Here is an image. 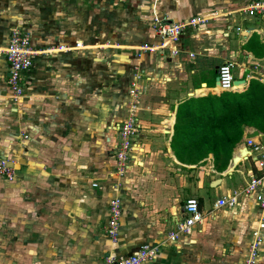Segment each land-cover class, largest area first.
I'll return each instance as SVG.
<instances>
[{
    "label": "crops",
    "instance_id": "0c3cea01",
    "mask_svg": "<svg viewBox=\"0 0 264 264\" xmlns=\"http://www.w3.org/2000/svg\"><path fill=\"white\" fill-rule=\"evenodd\" d=\"M252 1L0 0L1 46L18 28L37 48H71L33 58L18 102L0 57V156L15 172L11 181L0 176V264H104L144 244L160 250L141 264H241L259 207L244 196L235 207L215 203L246 184L226 179L235 171L259 172L248 150L225 174L247 133L257 130L251 138L264 148V126L242 127L223 169L211 153L194 159L173 135L179 114L186 126L191 116L210 112L209 96L240 92L252 79L264 83V21L243 11ZM156 17L205 21L186 27L177 42L141 53L142 44L161 41L152 28ZM224 61L234 63V80H245L231 91H219L215 78ZM133 81L140 91V152L119 172L112 148ZM114 197L122 203L116 240L107 233ZM190 197L202 222L170 242Z\"/></svg>",
    "mask_w": 264,
    "mask_h": 264
},
{
    "label": "built area",
    "instance_id": "2783aa9c",
    "mask_svg": "<svg viewBox=\"0 0 264 264\" xmlns=\"http://www.w3.org/2000/svg\"><path fill=\"white\" fill-rule=\"evenodd\" d=\"M243 11L247 16L256 17L264 21V0H253ZM204 21V18L194 17L185 22L175 23L162 21L156 17L152 22V28L161 41L158 45L142 44L139 48L140 52H154L157 48H163L166 41L177 42L186 27L196 26L204 23ZM247 31L249 32V30ZM80 45L79 42H76L75 47ZM57 49L68 51L71 48L66 45L37 48L32 44L31 34L18 28L10 30L6 44L4 46L0 45V57H4L8 62L9 71L6 83L13 102H18L25 96L24 74L30 70L33 58L37 54H44ZM173 53H176V50L173 49ZM233 66L234 63L232 61H224L218 66L217 80L219 91H231L235 88ZM129 94L131 97L125 104L126 116L117 127L119 142L112 148L119 172H123L126 162L130 159L134 160L140 152V148L136 144V137L142 129L141 122L137 116L140 91L136 81L131 82ZM248 146V150H250L249 156L253 157L259 172L250 174L248 181L240 190H236L217 200L215 207H235L238 205L239 197L241 196L257 203L260 210L258 226L252 232V239L241 264H259L260 247L263 241L262 229L264 228V148L251 137L246 139V147ZM243 158H247V155L245 154ZM11 164L12 161L0 156V176L10 181L14 179L15 174ZM184 208L186 216L178 223L176 230H171L168 233L170 242H175L181 234L189 235L193 227L202 222V212L199 209L196 198H187ZM108 215L107 233L112 240H116L118 223L122 215V203L118 197H114L109 201ZM159 250V246L144 244L126 256L116 257L110 255L105 259L104 264H141L155 258Z\"/></svg>",
    "mask_w": 264,
    "mask_h": 264
},
{
    "label": "trees",
    "instance_id": "16d2710c",
    "mask_svg": "<svg viewBox=\"0 0 264 264\" xmlns=\"http://www.w3.org/2000/svg\"><path fill=\"white\" fill-rule=\"evenodd\" d=\"M206 100L212 104L210 112L191 116L186 126L181 124L182 115H178L173 140L175 144L183 141V150L194 159L206 158L211 153L215 167L223 169L240 140L242 127L264 126V83L252 79L240 92H223Z\"/></svg>",
    "mask_w": 264,
    "mask_h": 264
},
{
    "label": "water",
    "instance_id": "95a60500",
    "mask_svg": "<svg viewBox=\"0 0 264 264\" xmlns=\"http://www.w3.org/2000/svg\"><path fill=\"white\" fill-rule=\"evenodd\" d=\"M245 83V80L243 79H237V80H234V84L235 85H241V84H244ZM258 134V131L257 130H254L253 132H250V133H247L246 134V139L247 138H250V137H254ZM248 147L244 146L241 151H240V154L241 155H234L233 158H232V162L230 164V166L228 167V169L226 170V173L225 174H230L232 172V170L236 167V165L239 163V161L241 160V156L245 155L248 151ZM218 180H215V181H212V186L213 185H216L218 184L217 182Z\"/></svg>",
    "mask_w": 264,
    "mask_h": 264
},
{
    "label": "rangeland",
    "instance_id": "374dc122",
    "mask_svg": "<svg viewBox=\"0 0 264 264\" xmlns=\"http://www.w3.org/2000/svg\"><path fill=\"white\" fill-rule=\"evenodd\" d=\"M216 77H217V75L215 76V78ZM233 77L235 78V76H233ZM130 89H131V83H129L128 92ZM263 143H264V140H263ZM226 179L230 180L231 184L243 186L246 183V181H248L249 177L247 174H245V172L240 173L238 171H235L231 176H229Z\"/></svg>",
    "mask_w": 264,
    "mask_h": 264
},
{
    "label": "bare ground",
    "instance_id": "6f19581e",
    "mask_svg": "<svg viewBox=\"0 0 264 264\" xmlns=\"http://www.w3.org/2000/svg\"><path fill=\"white\" fill-rule=\"evenodd\" d=\"M236 86H238V85H236Z\"/></svg>",
    "mask_w": 264,
    "mask_h": 264
}]
</instances>
